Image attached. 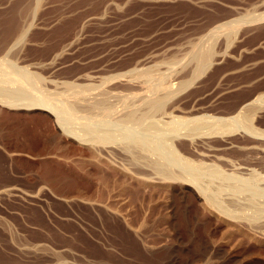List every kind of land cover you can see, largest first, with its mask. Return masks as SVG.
Returning <instances> with one entry per match:
<instances>
[{"label":"rangeland","instance_id":"1","mask_svg":"<svg viewBox=\"0 0 264 264\" xmlns=\"http://www.w3.org/2000/svg\"><path fill=\"white\" fill-rule=\"evenodd\" d=\"M23 31L24 40L15 42ZM208 49V67L192 79L194 58ZM0 66V79L23 72L46 102L71 106L74 124L107 121L100 110L80 112L75 96L109 92L108 100L124 107L170 89L168 104L202 109L177 114L187 119L230 120L261 98L253 122L264 130V0H0ZM220 137L194 143L242 141L238 133ZM67 139L45 113L0 104V264H206L197 256L208 218L212 243L227 250L239 242L202 197L181 201L155 176L134 180L127 165L105 156L107 148ZM179 154L206 175L222 174L224 160L235 159L230 151ZM46 168L77 181L65 193L73 201L54 193L56 183L41 175ZM78 187L90 205L70 193Z\"/></svg>","mask_w":264,"mask_h":264},{"label":"bare ground","instance_id":"2","mask_svg":"<svg viewBox=\"0 0 264 264\" xmlns=\"http://www.w3.org/2000/svg\"><path fill=\"white\" fill-rule=\"evenodd\" d=\"M253 20L258 19L254 18L252 21ZM218 28L221 27L219 26ZM12 29H14V27H12ZM10 30L11 29H9V32ZM215 32L219 31L215 30ZM25 36V31L21 32L15 42L18 43L20 41L21 43ZM229 36L226 38L224 37V41L227 45L231 43L232 39H230ZM200 55L199 52L198 57L196 56L197 58H194V62L192 61L194 63L192 72V69L189 67L191 69L189 77H192V79L198 77L208 67L212 59V50H205L204 54ZM0 72L3 71L0 70ZM8 72L9 71H7V73ZM7 73L6 75L4 73V77L2 76L0 79V104L4 105L7 109H16V111L37 110L45 113L55 123L57 131L64 137L66 136L70 141L75 143L78 142V145L79 143L81 145L90 144L93 147L97 145L98 147L101 146L100 148H107L108 150L105 152V156L117 162L119 165H127L126 170L134 175H131L134 180L141 181L140 183H142V180H147V182L148 180H153L155 176L157 180H163L164 182L162 181V183H167V186H165L167 187L166 190L169 195L177 196L181 201L188 199L189 196L197 199L202 197V199H204L203 204L210 213L218 216L225 224L227 223V233L233 234L240 239L232 249L230 248L227 250L224 248L226 246L224 243L222 244V242L218 243V245L212 243L214 242L212 241V235L209 233L207 234V226L210 224V219L208 218L204 227L206 238L203 235L205 240L197 256L199 259H202L206 264H212L215 259H218L220 264H264V130L255 128L253 122L259 110L258 104L261 103V98L253 103L243 105V108H241V106V110H238L240 111L238 115H235L233 118L231 117L230 120L220 119L214 121L208 119L206 116L194 117L192 119L177 116V114H199L202 112V109L195 104H189L183 107V105L175 101H171V103L168 104L173 98V92L170 91V89H168V92L167 90L164 91L163 89L167 88H163V85L162 89H160L164 91V93L155 95V97L154 94H152V97L147 93L150 98L146 96L147 99L144 98L138 103L132 102L124 104L123 98L126 96L121 98L123 99L122 105H125L124 107H121L119 103V106H117V104H112L110 98L109 100L107 98V96L110 97L111 95L109 92H103L101 95L98 93L99 98H90L89 93V98H87V96L85 97L83 94V96H75L73 101L80 112L91 113L99 110L101 111L103 118L107 121H105L106 123L104 124H102L104 121H102V119V122H100L101 124L97 121L100 126L96 127L90 126L91 124L89 125L87 122L82 123L83 121L81 123L78 121L79 124H74L72 122L73 118L70 117L75 116L72 113L71 106L69 109H65V107L62 108L60 105L57 106L51 102H46L45 98H42L44 97L42 93V95L39 96V94H36L37 92L35 93L32 90L33 88H31L32 86L29 84L23 72V74L21 73V77H18L19 75H13L14 73ZM192 79L190 78V80ZM187 82L188 81L185 83ZM185 83L183 85H185ZM169 88L171 87L169 86ZM145 90L147 91L148 88ZM68 101H70V99ZM71 113L73 115H71ZM88 115L91 114H87V116ZM79 116L80 119L84 118L83 115V117L81 115ZM102 116L100 114V118H102ZM88 118L93 119V117L90 116ZM94 119L98 120L99 118L96 117ZM164 119L167 121H163ZM75 120L76 119H74V121ZM91 121L93 122L94 120L88 122ZM212 121L214 122L211 123ZM92 125L94 124L92 123ZM232 133L239 134L242 140L241 143H236L234 145L227 142L226 139V141H223V144L219 145L217 148L210 145L208 146L203 142H200V145L194 143V140L197 139L199 141H206L212 139L213 136H221V139ZM218 148L220 149L217 150ZM228 151L235 157L234 161L225 159L224 161L226 162L225 166L227 169L223 170V172H221L222 174L213 173L211 175H206L204 172L196 169V167L188 163L187 159H184L179 154L183 152L191 156L212 158L217 152L225 154ZM126 162H128V164ZM39 167L40 166L37 167L38 170ZM197 167H199V165ZM55 168L56 167H54V170ZM56 169L58 172V168ZM48 170H44L45 173L41 175L42 177L45 175L47 178L46 180L51 182L49 183L50 186L52 182H54V184L56 183L57 188L54 187L55 191H52H54V193L57 191L56 193H59L58 195L60 196L70 191L69 189L72 188V184L77 182H74L75 179L72 178L73 183L72 181L70 182L65 178L59 177L60 174L58 175L55 171H50L51 168ZM217 170L218 168L216 171ZM39 171V173H41V170ZM225 171H230L235 174H227ZM59 172L61 173V171ZM244 175H247V178H245ZM66 177H68V174ZM79 179L77 180L79 181ZM156 182L158 183V181ZM85 183L86 182H84V184ZM85 186L83 185L82 187L84 188ZM82 190L79 189V187L76 189L73 188V192L70 193L75 195L76 198H79V200L87 201L86 203L90 205L91 201H88V197ZM69 195H65L64 197H68ZM69 198L70 197L67 199ZM71 198L70 201H73ZM72 199H74V197ZM172 206L173 205L170 204L171 209ZM174 216L172 211V217Z\"/></svg>","mask_w":264,"mask_h":264}]
</instances>
